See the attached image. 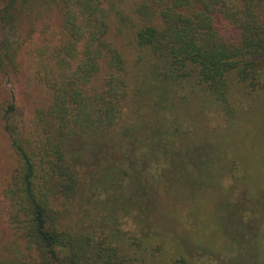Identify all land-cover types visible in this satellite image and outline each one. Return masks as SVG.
<instances>
[{"label": "trees", "instance_id": "16d2710c", "mask_svg": "<svg viewBox=\"0 0 264 264\" xmlns=\"http://www.w3.org/2000/svg\"><path fill=\"white\" fill-rule=\"evenodd\" d=\"M0 72L43 100L12 95L0 116L17 160L1 206L23 264L248 252L232 197L264 190L239 154L237 93L264 90V0H0Z\"/></svg>", "mask_w": 264, "mask_h": 264}, {"label": "rangeland", "instance_id": "374dc122", "mask_svg": "<svg viewBox=\"0 0 264 264\" xmlns=\"http://www.w3.org/2000/svg\"><path fill=\"white\" fill-rule=\"evenodd\" d=\"M16 96L18 102L33 110L38 104L42 103L41 91L37 88L29 86L23 76H8L0 72V116L3 112V105L10 96ZM237 98L242 102L245 110V128L242 132V145L239 154L245 158V165L248 175V184L251 190H264V90L254 92L252 94H242L241 91L237 93ZM247 132V134H246ZM17 165L16 156L10 145L7 134L3 128L0 118V229L2 233L0 241V264H23L21 257L15 254L14 246L15 239L12 230L7 221V217L1 206L3 198V190L8 184L9 179ZM96 165H90L82 169L84 177H91L95 181L94 173H99ZM135 179V178H134ZM137 180V179H135ZM90 182V180H88ZM91 183L93 181L91 180ZM95 183L99 184V182ZM228 183V182H225ZM226 186V184H225ZM229 186V185H228ZM239 193L232 197L234 205V218L236 219V226L239 224L245 225L246 238L242 236V232L238 229H232V235L235 242L241 241L249 248L244 256H239L234 260H222L219 256H212L214 264H264V196L262 201L257 198H243L240 200ZM168 197L167 195L165 198ZM172 199L170 197L168 200ZM239 212V215L236 212ZM231 217V214H229ZM238 216V217H237ZM235 222L231 218V226ZM255 235H261V238L255 241L260 243L259 246H253L256 251L252 253L250 241L255 238ZM229 238V235H225ZM232 240V239H231ZM259 252V255H257ZM6 259H10L7 261ZM26 261V260H25ZM24 261V262H25Z\"/></svg>", "mask_w": 264, "mask_h": 264}]
</instances>
